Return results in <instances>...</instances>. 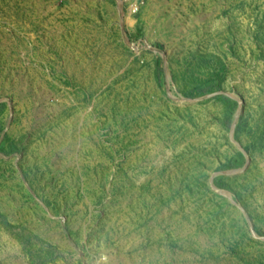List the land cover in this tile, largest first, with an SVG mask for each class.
I'll list each match as a JSON object with an SVG mask.
<instances>
[{
  "label": "rangeland",
  "instance_id": "374dc122",
  "mask_svg": "<svg viewBox=\"0 0 264 264\" xmlns=\"http://www.w3.org/2000/svg\"><path fill=\"white\" fill-rule=\"evenodd\" d=\"M0 264H264V0H0Z\"/></svg>",
  "mask_w": 264,
  "mask_h": 264
}]
</instances>
